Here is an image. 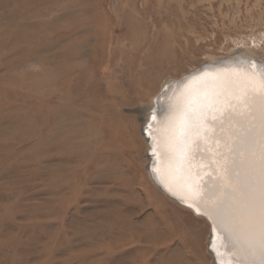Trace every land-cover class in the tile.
Returning <instances> with one entry per match:
<instances>
[{"label": "rangeland", "instance_id": "rangeland-1", "mask_svg": "<svg viewBox=\"0 0 264 264\" xmlns=\"http://www.w3.org/2000/svg\"><path fill=\"white\" fill-rule=\"evenodd\" d=\"M245 51L264 60V0H0V264H213L136 109Z\"/></svg>", "mask_w": 264, "mask_h": 264}, {"label": "bare ground", "instance_id": "bare-ground-1", "mask_svg": "<svg viewBox=\"0 0 264 264\" xmlns=\"http://www.w3.org/2000/svg\"><path fill=\"white\" fill-rule=\"evenodd\" d=\"M245 53L238 55L250 63L236 61L233 55L230 60L210 57L185 72L191 73L186 79L167 78L163 83L167 87L136 109L144 123L153 117L146 129L147 150L151 149L147 164L151 162L168 192L207 216L215 249L229 254L219 256L221 264L264 262L260 246L264 100L249 108L250 93H264V77L256 66L262 58ZM216 59L221 60L203 67Z\"/></svg>", "mask_w": 264, "mask_h": 264}, {"label": "water", "instance_id": "water-1", "mask_svg": "<svg viewBox=\"0 0 264 264\" xmlns=\"http://www.w3.org/2000/svg\"><path fill=\"white\" fill-rule=\"evenodd\" d=\"M235 57H237V59L235 58ZM226 58V60H230L228 57H225ZM232 58L233 59H236V61H243V62H247V63H250L251 62V59H249V58H246V57H240L239 55H238V53L237 54H234L233 56H232ZM220 60L221 59H216V60H211V61H209V62H207V63H205L204 65H203V67H208V66H212V65H214V64H216V63H218V62H220ZM202 64V63H201ZM256 66L258 67V69H260L261 68V66H264V62L262 63H259V62H257L256 63ZM190 71V70H189ZM191 73H189L188 75H185V73L184 74H182L179 78H181V79H183V78H185V77H188L189 75H190ZM185 75V76H184ZM180 79V80H181ZM167 86L166 85H163L162 84V86H161V89H160V91H163L165 88H166ZM149 122H153V117L152 116H150V119H149ZM149 122H146L144 125L142 124V129H141V132L143 131L144 132V134L146 135V136H148L149 137V139H148V142L147 143H149V141H150V136L146 133V127H147V125H148V123ZM141 123H142V121H141ZM146 152L149 154V156L151 155V149H148V150H146ZM146 155V154H145ZM147 157V156H146ZM146 165V168H147V166H148V170L150 171V177H151V180L164 192V193H166L169 197H171V198H173L177 203H179V204H182V205H186V206H189L194 212H196L197 213V211L195 210V208L193 207V206H191V205H189V204H187V203H185L184 201H182L181 199H179V198H177V197H175L174 195H172L170 192H168L167 190H166V188L159 182V180H158V178L156 177V172H155V170L154 169H151V162L149 161V163L147 164H145ZM202 214V216H204V218L206 219V220H208L207 219V216L204 214V213H201ZM210 232H211V234L209 233V238H208V248L210 249V251L212 252V254H213V256H214V259H213V264H221L219 261H218V257L219 256H224L223 255V251L224 250H221L220 252H218L216 249H215V245H214V243H213V238H214V234H213V230H212V228L210 229ZM226 251V253L228 252L229 253V251L228 250H225ZM229 254H226L225 256H224V258L226 257V256H228ZM227 260L225 259V262H226Z\"/></svg>", "mask_w": 264, "mask_h": 264}, {"label": "snow or ice", "instance_id": "snow-or-ice-1", "mask_svg": "<svg viewBox=\"0 0 264 264\" xmlns=\"http://www.w3.org/2000/svg\"><path fill=\"white\" fill-rule=\"evenodd\" d=\"M261 76L264 77V66H261L260 68ZM186 79V77H185ZM183 81H180L178 83H182ZM171 90V86H169V91ZM163 95H167V92L163 93ZM250 100L251 103L249 104V108H252L255 106V102L257 100H264V93L257 94L255 92L250 93ZM261 118L262 121H264V105H261ZM260 229H261V254L264 255V184H262L261 189V202H260ZM264 264V262H262Z\"/></svg>", "mask_w": 264, "mask_h": 264}]
</instances>
